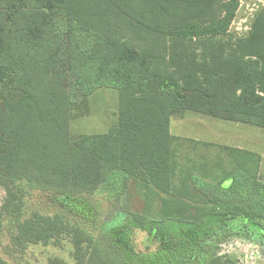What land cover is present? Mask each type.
<instances>
[{
  "label": "trees",
  "instance_id": "1",
  "mask_svg": "<svg viewBox=\"0 0 264 264\" xmlns=\"http://www.w3.org/2000/svg\"><path fill=\"white\" fill-rule=\"evenodd\" d=\"M240 5L0 0L5 252L69 238L76 264H137L106 235L29 206L26 198L35 189L53 193L61 206L99 190L116 197L138 194L142 211L127 210L146 235L144 249L136 247L143 256L162 244L161 227L168 221L190 225L218 217L257 234L264 245L258 161L256 169L246 163L231 170L228 186L223 177H187L178 169L170 133L171 116L187 111L264 128V6L249 32L236 36L231 28ZM104 86L118 90L119 124L106 133L75 136L72 118ZM207 248V264H240L218 246ZM197 258L192 253L186 259L194 264ZM0 264L11 263L0 253ZM49 264L67 263L53 257Z\"/></svg>",
  "mask_w": 264,
  "mask_h": 264
},
{
  "label": "rangeland",
  "instance_id": "2",
  "mask_svg": "<svg viewBox=\"0 0 264 264\" xmlns=\"http://www.w3.org/2000/svg\"><path fill=\"white\" fill-rule=\"evenodd\" d=\"M244 3L245 15L240 18L241 13L232 26L233 31L239 34L236 36H244L243 33L250 30L251 8H256L259 2L244 0ZM79 111L82 114L76 113L70 123L75 136L108 132L119 124L118 90L110 86L98 88L89 96L87 107H79ZM170 133L178 169L184 176L223 177L227 178L224 184L228 186L231 170L246 163L253 166L256 159L264 182L263 127L187 111L171 116ZM240 148L242 150H238ZM4 197L5 191L0 187V203ZM26 199L29 206H40L50 214L62 213L96 235H106L112 242L122 245L125 255L137 264H189L186 258L192 253L198 256L194 264H207L210 257L207 247L211 245L218 246L222 254L235 257L240 264H264V245L259 236L218 217L190 225L165 222L161 227L162 244L156 251L145 256L136 254V247L144 249L146 235L137 231V224L128 214L127 209L142 211L143 198L135 193L116 197L99 190L87 197H77L73 204L61 206L60 199L53 193L35 189ZM6 242H0V253L11 264H49L53 257L62 258L67 264H76L69 238L49 245L30 243L24 251L14 255L5 252ZM250 251H257L254 263H248L245 258Z\"/></svg>",
  "mask_w": 264,
  "mask_h": 264
},
{
  "label": "built area",
  "instance_id": "3",
  "mask_svg": "<svg viewBox=\"0 0 264 264\" xmlns=\"http://www.w3.org/2000/svg\"><path fill=\"white\" fill-rule=\"evenodd\" d=\"M258 4L256 8H251L252 12V17L254 16V13L261 7L264 6V0H258ZM257 251H250L247 252L245 255V258L247 260L248 263H254L255 262V258L257 257Z\"/></svg>",
  "mask_w": 264,
  "mask_h": 264
},
{
  "label": "crops",
  "instance_id": "4",
  "mask_svg": "<svg viewBox=\"0 0 264 264\" xmlns=\"http://www.w3.org/2000/svg\"><path fill=\"white\" fill-rule=\"evenodd\" d=\"M246 3H247V1H246ZM247 5H249V4H247ZM244 7H245V3H244V0H241V5H240V7H239V9H238V11H237V15H236V18H235V20H234V22L237 20V19H239V16L241 15V13H242V15L240 16V18L243 16V14H244V12H245V10H244ZM257 12V11H256ZM256 12L254 13V15L256 14ZM245 15V14H244ZM254 17V16H253ZM234 22H233V24H234ZM251 23H252V21H251ZM233 26V25H232ZM250 27H251V25H250ZM232 29V28H231ZM232 31H233V29H232ZM234 33H236L235 31H233ZM249 31H247V32H245V34H247ZM244 33H243V35H245ZM241 149V148H240ZM254 165V168L256 169V166H257V164L256 163H254L253 164Z\"/></svg>",
  "mask_w": 264,
  "mask_h": 264
}]
</instances>
